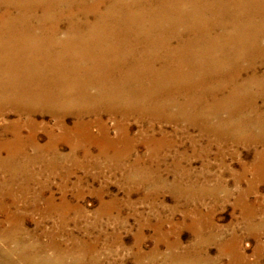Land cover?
Masks as SVG:
<instances>
[{"label": "bare ground", "instance_id": "bare-ground-1", "mask_svg": "<svg viewBox=\"0 0 264 264\" xmlns=\"http://www.w3.org/2000/svg\"><path fill=\"white\" fill-rule=\"evenodd\" d=\"M8 115L16 119L6 121ZM37 115L50 116L63 138L93 141L102 155L117 151L119 161L137 141L151 151L170 148L192 129L208 140L200 154L212 144L253 149L237 178L252 175L248 189L238 191L245 197L264 183V0H0V118L7 122L0 129V164L21 156L24 126L34 139ZM104 116L113 118L116 137ZM134 123L143 128L132 135ZM21 172L0 166L3 264L32 260V247L20 248L21 210L40 211L39 197L26 200ZM210 191L230 195L220 187ZM56 209L48 197L44 213ZM247 229H264V221Z\"/></svg>", "mask_w": 264, "mask_h": 264}, {"label": "rangeland", "instance_id": "rangeland-1", "mask_svg": "<svg viewBox=\"0 0 264 264\" xmlns=\"http://www.w3.org/2000/svg\"><path fill=\"white\" fill-rule=\"evenodd\" d=\"M13 119L8 115L6 121ZM1 120L0 129L7 124ZM35 120L39 123L33 129L34 139L29 127H23L26 143L21 156L0 164L22 171L18 183L28 184L27 201L39 197L40 211L21 210L20 248L32 247L27 255L33 264H264V229H247L250 223L264 221V183L256 182L254 192L238 197L252 177L248 172L237 179L243 172L241 165L251 161L253 149L212 144L207 154H200L198 149L208 140L192 129L188 133L197 140L194 147L191 137L179 133L173 138L178 145L155 151L137 141L119 161L117 151L109 149L102 155L95 142L79 135L63 138L48 115H37ZM103 121L109 135L116 137L113 118L104 116ZM66 122L72 125L74 119ZM140 126L131 124L129 133L134 135ZM159 128L156 125L155 132ZM96 131L92 126L91 132ZM32 142L37 143L36 150ZM74 145H79L76 153ZM83 147L88 152L83 153ZM151 154L154 159L148 158ZM5 156L2 151L1 157ZM219 187L230 195L210 191ZM48 197L57 209L44 213Z\"/></svg>", "mask_w": 264, "mask_h": 264}]
</instances>
